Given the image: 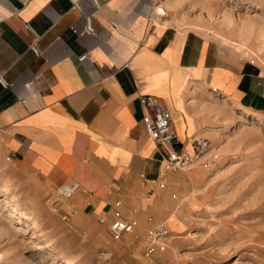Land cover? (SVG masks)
Here are the masks:
<instances>
[{
    "label": "crops",
    "instance_id": "0c3cea01",
    "mask_svg": "<svg viewBox=\"0 0 264 264\" xmlns=\"http://www.w3.org/2000/svg\"><path fill=\"white\" fill-rule=\"evenodd\" d=\"M162 1L0 0V152L41 202L63 184L87 189L54 211L89 231L108 232L99 219L116 207L136 230L164 225L171 191L196 185L190 171H164L142 95L170 111L189 153L210 137V99L264 119V66L206 17L159 18Z\"/></svg>",
    "mask_w": 264,
    "mask_h": 264
},
{
    "label": "rangeland",
    "instance_id": "374dc122",
    "mask_svg": "<svg viewBox=\"0 0 264 264\" xmlns=\"http://www.w3.org/2000/svg\"><path fill=\"white\" fill-rule=\"evenodd\" d=\"M176 17H198L225 35H233L256 64L264 66V4L253 0H163ZM245 53V55H246ZM192 130L195 118L176 100ZM214 119L210 153L201 159L206 173L191 168L190 184L166 217L168 235L157 264H264V119L208 100ZM211 109V110H210ZM203 109H200L201 113ZM186 123V124H185ZM205 154V155H206ZM204 155V156H205ZM182 171V172H185ZM0 152V264H147L145 237L158 227L140 226L115 241L104 228L89 231L77 220L63 221L55 199L41 202ZM201 175V176H200ZM204 181H199V178ZM171 208V209H170ZM60 212V211H59ZM13 215V217L10 216Z\"/></svg>",
    "mask_w": 264,
    "mask_h": 264
},
{
    "label": "built area",
    "instance_id": "2783aa9c",
    "mask_svg": "<svg viewBox=\"0 0 264 264\" xmlns=\"http://www.w3.org/2000/svg\"><path fill=\"white\" fill-rule=\"evenodd\" d=\"M159 18H165L167 13L165 9L157 11ZM32 50L38 54L39 49L36 45ZM140 106L143 111V122L146 130L154 143L162 150L163 164L165 172H178L195 168L201 164L200 160L210 150V141L207 138H196L191 143L194 146V153L185 151L182 143L178 140L173 130V117L168 109L162 106L153 96L142 95L139 98ZM80 191L86 193L87 189L79 183H67L59 186L55 190V201L71 199ZM70 214L62 216L64 221L69 219ZM100 224L107 225L110 236L115 241H122L136 232V221L130 220L122 214L119 208H114L112 217L102 216L99 219ZM168 231L164 225H160L148 231L145 237V247L142 259L147 264H157L154 262V256L157 250H163L164 242Z\"/></svg>",
    "mask_w": 264,
    "mask_h": 264
},
{
    "label": "bare ground",
    "instance_id": "6f19581e",
    "mask_svg": "<svg viewBox=\"0 0 264 264\" xmlns=\"http://www.w3.org/2000/svg\"><path fill=\"white\" fill-rule=\"evenodd\" d=\"M209 154H210V153L206 154L203 158H205V157H206L207 155H209ZM203 158H202V159H203ZM200 161H201V160H200ZM10 216L13 217L12 214H10Z\"/></svg>",
    "mask_w": 264,
    "mask_h": 264
}]
</instances>
